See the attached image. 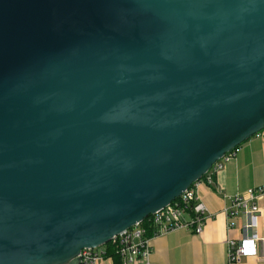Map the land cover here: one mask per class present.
Masks as SVG:
<instances>
[{
	"label": "water",
	"instance_id": "95a60500",
	"mask_svg": "<svg viewBox=\"0 0 264 264\" xmlns=\"http://www.w3.org/2000/svg\"><path fill=\"white\" fill-rule=\"evenodd\" d=\"M264 129V0H0V264H79Z\"/></svg>",
	"mask_w": 264,
	"mask_h": 264
},
{
	"label": "crops",
	"instance_id": "0c3cea01",
	"mask_svg": "<svg viewBox=\"0 0 264 264\" xmlns=\"http://www.w3.org/2000/svg\"><path fill=\"white\" fill-rule=\"evenodd\" d=\"M264 164V129L239 145L234 157L224 163L221 170L194 183V189L206 207L202 231L174 228L151 238L149 260L153 264H225V239L228 235H241V217H234L236 225L228 229L225 208L230 197L262 183ZM263 204L264 201L261 199ZM257 226L252 228L258 243V255L244 256L236 264H264V210L255 215ZM103 264H114L106 259Z\"/></svg>",
	"mask_w": 264,
	"mask_h": 264
},
{
	"label": "built area",
	"instance_id": "2783aa9c",
	"mask_svg": "<svg viewBox=\"0 0 264 264\" xmlns=\"http://www.w3.org/2000/svg\"><path fill=\"white\" fill-rule=\"evenodd\" d=\"M238 148L239 146L235 147L213 163L208 170L210 174L208 175L209 172H207L205 175L209 182L212 175L221 170L226 161L234 157ZM262 173L261 184L250 187L244 192L234 194L230 197V206L225 208V215L228 218V229L235 227L236 221H234V217H241V235L239 237L228 235L224 241L225 264H236L244 256L258 255V243L262 238L251 233L252 228L257 226L256 213L264 210V203L260 202L261 199L264 201V164ZM193 185L185 189L181 195L163 209L150 215L149 221L153 223L156 229L152 236L144 235L145 230L139 222L112 238V241L116 243V252L120 255L122 264H153L149 260L150 241L155 235L174 228H187L193 230L196 234L201 233L203 221L207 217L206 207ZM78 257L79 264H103L106 259H112L111 256L105 255V250L102 246L83 248L79 252Z\"/></svg>",
	"mask_w": 264,
	"mask_h": 264
},
{
	"label": "trees",
	"instance_id": "16d2710c",
	"mask_svg": "<svg viewBox=\"0 0 264 264\" xmlns=\"http://www.w3.org/2000/svg\"><path fill=\"white\" fill-rule=\"evenodd\" d=\"M209 172V171H207ZM207 172L201 177L204 178L205 175L207 174ZM210 174V172L208 173V175ZM193 184H191L190 186H192ZM149 218H150V215L145 217L141 222H140V225L144 228L145 232H144V235L150 237L153 235V233L155 232V227L153 225V223H151L149 221ZM105 250V255L106 256H111L112 259H113V262L114 264H122V261H121V257L120 255L116 252V243L113 242V241H109L107 243H105L103 246H102Z\"/></svg>",
	"mask_w": 264,
	"mask_h": 264
},
{
	"label": "rangeland",
	"instance_id": "374dc122",
	"mask_svg": "<svg viewBox=\"0 0 264 264\" xmlns=\"http://www.w3.org/2000/svg\"><path fill=\"white\" fill-rule=\"evenodd\" d=\"M239 149V148H238ZM112 241V240H111Z\"/></svg>",
	"mask_w": 264,
	"mask_h": 264
},
{
	"label": "bare ground",
	"instance_id": "6f19581e",
	"mask_svg": "<svg viewBox=\"0 0 264 264\" xmlns=\"http://www.w3.org/2000/svg\"><path fill=\"white\" fill-rule=\"evenodd\" d=\"M176 199V198H175Z\"/></svg>",
	"mask_w": 264,
	"mask_h": 264
}]
</instances>
